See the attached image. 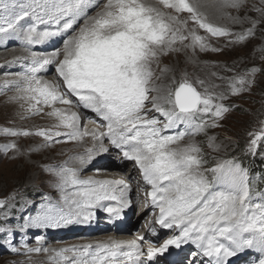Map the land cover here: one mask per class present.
I'll use <instances>...</instances> for the list:
<instances>
[{"label": "snow or ice", "instance_id": "1", "mask_svg": "<svg viewBox=\"0 0 264 264\" xmlns=\"http://www.w3.org/2000/svg\"><path fill=\"white\" fill-rule=\"evenodd\" d=\"M244 2L214 0L211 6L239 9ZM203 7L205 5L198 0H105L102 6L99 0H0V36H18L32 45L56 34L38 31L40 24L51 22L60 25L61 31H73L74 34L64 42L62 59L60 51L39 59L33 53L32 66L22 82L5 81V86L15 84L28 94L20 98L36 101L29 109L35 110L34 114L41 111L36 108L39 103L71 104L58 85L37 76L45 65L55 63L66 91L76 96L84 109L91 110L106 122V132L82 130L77 113L65 114V110L54 108L49 115L57 117L60 126L68 131L41 129L36 134L45 140L66 135L73 141L91 136L102 142L107 137L126 159L135 162L151 187L147 195L159 208L156 223L165 228H179V235L167 239L159 248L149 245V259L170 245L179 247L191 240L204 256L212 258V264H226L228 257L245 248L255 247L264 253V193L253 191L247 169L235 159L207 167L208 161L197 143L181 144L185 136H195L208 127L218 126L216 119L229 111L223 103L216 102L223 101L225 94L212 92L208 87L198 91L185 79L166 95H161V88L155 82L159 77L153 68L158 66L160 56L177 51L175 45L183 44L189 38L191 47L198 45L202 51L210 49L204 36L195 30H187L189 20L212 36L232 35L229 29L211 23L201 10ZM93 8L100 10L90 15L89 10ZM257 11L264 12V9ZM185 12L189 14L188 19L181 20L179 14ZM25 18H31L34 23L24 28L20 22ZM255 23L253 28L237 35V41L253 35ZM74 25H79L78 30ZM168 71L167 67L163 69V72ZM257 71L259 69L253 68L232 78L228 84L231 94L248 90L255 82ZM198 84L204 86L205 82L200 80ZM153 109L164 117L163 121L149 115ZM206 115L213 117L211 124L203 119ZM178 125H184L186 131L165 134L166 130ZM4 131L10 135H30L27 131ZM250 135L255 138L248 150L254 152L258 140L264 139V128ZM7 147L16 148V145ZM95 151L89 148L73 159L79 165L87 164ZM78 173L77 167H64L56 173L59 177L57 186L62 191L75 189L64 198L68 209L49 206L34 218L33 223L59 227L74 219H86L91 215L87 209L104 200L118 201L119 208H108L116 215L129 205V185L122 181L84 180ZM257 199L259 202H254ZM3 204L0 200V206ZM150 231L155 234V228ZM125 247L131 251H123ZM40 251V248L28 249L29 253ZM65 252L76 255L70 259L63 255ZM143 255L141 245L136 241H112L95 247L87 244L60 249L56 252L59 258L56 264L60 260H67L69 264H124L121 258L132 260L134 256ZM258 264H264V258Z\"/></svg>", "mask_w": 264, "mask_h": 264}, {"label": "rangeland", "instance_id": "2", "mask_svg": "<svg viewBox=\"0 0 264 264\" xmlns=\"http://www.w3.org/2000/svg\"><path fill=\"white\" fill-rule=\"evenodd\" d=\"M104 2L105 0H99L101 6ZM231 9L233 12L226 14V17H228L227 19H229L228 21L227 19L216 20L211 16L208 17V20L217 26L229 29L232 35L212 36L204 29H200L193 21L189 20L187 30H195L198 35L204 36L206 42L210 45V49L202 51L198 45L195 48L191 47L192 41L191 38H189L184 41L183 44L177 43L175 45L178 49L177 51H171L166 55L160 56L158 66L154 65L153 68L156 76L159 77L155 82L160 88L162 87L161 95H166L167 91L178 86V84L185 79L196 86L198 91H203L204 87H208L212 92H223L225 94L226 98L223 101L216 102L223 103L229 108V111L224 113L221 118L216 119V124L218 126L208 127L204 132L195 136H185L181 144H188L190 142L197 143L203 149V156L208 161L207 167H212L215 163L226 159H235L243 168L247 169L250 181L251 172H255V169H257L256 163H264V139L258 140L254 152L248 150L251 140L255 138L250 134L258 133L264 128V12L257 11V9H264V0H245L244 4L239 9ZM99 10V8H93L89 14L95 15V12ZM186 14L187 12L180 13V19H188L189 14ZM25 21L31 22V19L25 18V20L20 22L24 28L26 26ZM254 21L256 23L253 29V35L248 36L243 41H237V35L245 33L248 29L253 28ZM81 22L83 23V21ZM62 23L63 21H61V24ZM78 27L79 25L74 26L77 30ZM38 29L40 31L59 32L62 36L64 35V32L60 30V25L51 22L41 24ZM185 34H187V32ZM13 39L17 40L15 37H13ZM17 45H21L20 42H18ZM27 46L32 47V45L28 44ZM63 46L64 42H62L60 48L54 52L60 51L62 56ZM212 48L219 49V51H212ZM23 49L24 47L22 50ZM19 51L20 50H17L16 52L20 53ZM35 52L40 55H45L48 51L45 52V50H41ZM10 53L12 54L11 51ZM31 56H33V54ZM8 58L9 57L6 59ZM4 63L5 59L0 65ZM31 66L30 63H26L22 61L21 58H17L13 63H7L2 66L0 77L5 78L6 81H14L13 79L18 80L20 76H17V74H15L16 71L13 70L20 68L25 72L30 69ZM166 67L170 70L166 72L167 74L163 72V69ZM253 68L259 69L254 77L255 82L248 90L241 91L236 95L231 94L228 84L232 78L244 75ZM6 69L14 73L7 72ZM39 78L42 81H49L50 84L58 85L60 91L62 90V86L59 85V81L61 80L57 75L52 74V71H49L47 75H42ZM166 79H168V83L161 86L162 81ZM200 80L205 82L204 86L198 84ZM1 85L5 88L8 87L6 92L0 93V200L4 201V204L0 206V244L3 245L4 248L12 250V252H0V264H56L57 259H59L56 257V252L58 250L71 248L77 245L81 246L82 243H85H78L77 241L70 242L69 239L59 241L57 239L59 237H56L54 240L45 241L41 239L40 242L35 241V238H37V231L39 230L38 226L41 227L42 225L33 223L34 218L45 208L56 206V200L61 196L60 192H64L57 186L59 177L56 173L64 167H81V170L87 171L82 176V179H93L98 181H124V176L126 175H117L118 173H114L113 175L112 170L114 169L108 165H106L103 170L92 168V162L100 151L104 148L110 150L108 146L105 147V145L108 144L107 140L110 141L107 137L103 138L102 142L93 139L91 136L84 137L83 140L80 141V144L83 146H81L79 151L85 152L87 149L92 148L89 146L90 144L99 148V151L96 153L97 155L95 154L92 157L89 163L86 165H79L77 161L73 159L81 155L78 152H73L74 149H77L76 144L64 141L62 138H59L60 136H54L52 140H45L43 136L36 134L41 129L66 133L68 130L62 131L54 128V124L60 126V121L57 117L49 115V113L52 112L54 108H59L65 110V114H70L73 111L78 114L80 108L73 107L71 104H62L59 102L52 105H42L39 103L36 104V108L41 109V111L34 114L35 110L29 109L30 105L36 103V101L20 98L22 96L26 97L28 95L27 93L23 92L18 87L15 89L12 88L11 83L5 86L4 82L1 83ZM212 85L216 87L213 88L211 87ZM3 86L0 88H4ZM61 93L63 94V91H61ZM155 94L156 93H151V95ZM64 98L69 100V98L65 96ZM23 101L27 103V107L23 106ZM7 106L11 108L8 110L4 109ZM87 115L88 114H85L80 119V124L85 122L83 126L80 125L81 129L88 132H100L96 122L91 123L94 121H86L84 119ZM203 119L211 124L213 117H211V115H206ZM176 128L173 129L174 133L180 131ZM5 129L16 132L27 131L30 135H10L4 131ZM170 130L171 129L166 130L167 133L165 134H174ZM61 136L66 137V135ZM187 138H189V140ZM210 138H214V140L210 141ZM210 142L212 144L211 147H209ZM12 144H15L16 148L7 147ZM56 147L59 148L56 150ZM49 149H51V153L45 154ZM240 149H242L241 153L244 150V155L238 154ZM257 153L261 156H258ZM245 157H250V161L246 160ZM241 160L248 161V163H241ZM118 162H121V159ZM250 162H253V164L250 165ZM132 171L137 175L140 170L138 167L129 163L122 169V172L126 174H131ZM92 172H95L99 177L93 178ZM131 176L133 177V174H131ZM137 179H139V177H137ZM71 191L73 192V190L69 192L71 193ZM137 191L141 193L143 201L147 203L146 195L141 192L140 188H138ZM128 199L131 202V197H128ZM254 202H259V200L257 199ZM101 204L104 207L105 204ZM117 204L119 205V203ZM119 207L120 205L118 208ZM125 208L126 207L123 209ZM14 225H17V228L26 225L27 229H29L28 226L31 229L21 232V234L12 240L9 239V236L4 233V231L16 228ZM44 227L46 228L48 226ZM59 227H64V224ZM96 227L98 228V225H96ZM11 232L14 233V230H11ZM156 233H158V231H156ZM135 234V237L130 236L129 238L132 239V241L139 240L142 250L147 249L150 242L156 239L155 236H147L146 229L139 230V233L135 232ZM42 235L43 233L39 238L49 237L48 233L43 237ZM141 237H144L143 241L140 240ZM28 244L31 245L26 249L22 248ZM29 248H40L42 251L29 253ZM17 249H20V251L16 252ZM43 249H47V251H43ZM191 250L192 249H190V251ZM249 250H253V248H249ZM63 255L72 259L75 257L76 253L65 252ZM144 255H146V253H144ZM59 264H69V262L67 260H60ZM189 264L197 263L193 261L189 262Z\"/></svg>", "mask_w": 264, "mask_h": 264}, {"label": "bare ground", "instance_id": "3", "mask_svg": "<svg viewBox=\"0 0 264 264\" xmlns=\"http://www.w3.org/2000/svg\"><path fill=\"white\" fill-rule=\"evenodd\" d=\"M21 2H24V0H21ZM198 2L201 3L202 5H205V7H203L201 10L205 12L207 17L211 16V17H213L216 20L217 19H227L228 17H226V14L229 13V12H233V10L231 8L218 9L216 7L211 6V5H213L214 0H198ZM182 15H185V14H182ZM228 20L229 19H227V21ZM63 32H64L63 38L59 41V43L55 47L50 49L45 55H40L39 53H36L35 51H40L39 49H37V46L32 44V47H28L27 44L21 38H20V44L22 46L21 45H17L15 40L12 39L13 36H9L7 38H4V37L1 36L0 37V41H2V42L0 43V55H2V56H0V63L4 59H5V63L0 65V72L2 71V66L3 65H6L7 63H9V64L13 63L15 61V59H17V58H21L22 61L31 64V61L33 59V56H31V55L33 53L36 54V58L37 59L43 58V57H50L55 50L60 48L62 42H65V40L70 35L73 34V31H71V30H66V31H63ZM23 47H24V49L22 50ZM17 50H20L19 51L20 53H17L16 52ZM10 51L12 52V54L10 53ZM7 57H9V58L6 59ZM61 57H63V56H61ZM6 71L10 72V73H14V72H12L9 69H6ZM14 71H16L15 74H17V76H20V77L18 78V80L17 79H13V80L22 82L23 76L26 73L29 72V69L26 70L25 72H23V70H21L20 68L14 70ZM49 71H52V74L57 75L58 78L61 80V78L59 77L58 73L56 72V64L55 63L49 64V65H45L37 73V76L41 77L42 75H45V74L47 75L49 73ZM162 77H166V76H162ZM5 81H6L5 78L0 77V87L3 86V85H1V83H4ZM44 81H47V80H44ZM47 82L50 84L49 81H47ZM160 82H161V80H160ZM167 83H168V79H166L165 81H162L161 86L162 85L164 86ZM59 85L62 86L61 88L64 91V95L67 96L70 101H72L71 105H73V107L80 108L79 112H78V115H79L80 119L85 114L89 113L88 110L84 109L82 107V105L79 104L78 98L76 96H74L70 92L66 91L65 85L63 84L62 80L59 81ZM11 86L14 89L17 88V86L15 84L11 83ZM7 87L6 88L5 87L4 88H0V93L6 92L7 91ZM161 89H162V87H161ZM6 99H5V101H6ZM13 100H15V99H13ZM16 100H17V97H16ZM4 103H3V105H4ZM7 103H8V101H7ZM23 103H24L23 106H25V107L28 106L27 103H25L24 101H23ZM17 104H19V103H17ZM40 104L44 105L43 103H40ZM15 105H16V103H15ZM10 106L9 107L7 106L4 109L8 110L9 108H11ZM15 109H17V108H15ZM157 114H160V113L156 112L155 110L154 111L151 110V112L149 113L150 116H154V117H157L159 119L163 118V116L157 115ZM91 116H92V114H91ZM92 118H93V116H92ZM94 121L96 123H99L98 124V126H99L98 129L100 131H105L106 132V127H105V123L106 122H104L101 118L96 117L95 115H94ZM95 122H91V123H95ZM84 123L85 122H83L80 125L83 126ZM52 124H53V122H52ZM54 128L56 130L67 131V129H65V128L59 126V125H55V124H54ZM20 132H24V131H20ZM59 138H62L64 141H67V142H69L71 144H76L77 145L76 146L77 149H74L73 152H78L81 155H83L86 152V151L85 152L79 151L81 149V146H83L82 144H80V141L70 140L69 138H67V136L66 137L65 136H60ZM187 139L189 140V138H187ZM89 146H91L92 149L96 150L95 154L99 151V148L94 147L93 144H90ZM106 146H108L111 150H115L116 149V147L111 142H109V144L105 145V147ZM64 147H67V146H64ZM57 148H59V147H56V150H57ZM60 149H62V148H60ZM111 150H107V149H106V151L101 150L98 155L96 154L97 156H96V158H94V160L92 162V168L98 169V170H100V169L103 170L106 167V165H108V166H111L112 169L116 170V172H115L116 174L117 173L119 174V172H117L118 171L117 168H120L119 170H122L123 168H125V166H127L128 163H126V162H118L119 160H115V161L111 160L110 159L112 157V155H111L112 151ZM46 153H51V149H49L48 152H45V154ZM105 158H108L109 162L103 163V160ZM131 163H135V162L132 161ZM84 165H86V164H84ZM120 165H122V166H120ZM114 170H112V171L114 172ZM85 172H87V171L86 170H81V167H79L78 175H79V177L81 179H82V176L84 175ZM92 174H93L92 175L93 178L99 177L98 175L95 174V172H92ZM131 174H133V177L131 176ZM131 174L130 173L128 174V178H129L128 182L130 183L129 186H130V190L131 191H128L127 195H128V197H131V203H130L129 206H130V208L134 207V217H132V223H131V226H130L129 229H127L126 231H124V230H118V231L112 230V228L107 223L108 211L106 209H104V207L109 208L108 204H110L113 200H104V201H101L99 204H96L95 206H92L91 208L87 209V211L91 212V215L88 216L86 219H84L83 217L80 218L79 220L74 219L72 222H70L68 224H64V227H51V228L46 227L45 228L44 226H41V227L38 226L39 230L37 231L38 233L36 234L37 238H35V241L40 242L41 239H43L45 241H48V240H54L56 237H59V238H57L59 241H63L65 239L66 240L69 239L70 242L71 241L72 242L73 241H77L78 243L79 242H85V243H82V245L91 244V245H93L95 247L99 243H109V242H112V241L125 242V243L131 242L132 239H130L129 237L130 236H133V237L136 236L134 230L135 231L137 230L136 232H139V230H145L146 229V235L147 236H155L156 237V239H154L152 242H150L149 245H151L153 247H156V248H159L167 239L171 238L172 236L177 235L179 233V228H177L175 226L173 228H165V227H162L160 224L156 223V221L158 220L159 215H160L159 208L155 207L154 205L147 204V203H144L145 204L144 205L140 201V199L142 200L141 193L137 192V189L140 188L141 192L146 195V190L147 189H151V187L149 185H147L146 182H142L141 180L137 179V177L140 178V173H137V175H136V173L132 171ZM70 190L74 191L75 189L74 188H68L67 191L60 192L61 196H60V198H58L56 200V203H55L56 207H59V208H63L64 207L65 210L68 209V205L65 203V199L64 198H65V196L70 194V192H69ZM107 202H108V204H107ZM101 203L105 204L104 207H103V205ZM123 212H125V211H123ZM87 223L93 224V226L98 225V230L93 232V233H89V234L85 233V229L87 227ZM14 226L16 228H12L11 229V230H14V233H12L11 230H9V231L5 230L4 231V233H6L9 236V239H12V240H14V238H16L19 234H21V232L29 231L31 229L29 226H28L29 229H27L26 225H22V227L20 226V228H17L18 227L17 225H14ZM158 227L161 229V231H159L158 234H153L150 231V229L155 228V233H156V231H158ZM34 231H36V230H34ZM42 233H43L42 237L44 235H46L47 233H48L49 237L39 238V236H41ZM147 236H146V238H147ZM136 242L139 243V240H136ZM30 245L31 244H28L27 246H24L22 248L26 249ZM181 245H183V243H181ZM12 248H14V247H12ZM176 248H178V247H176ZM147 249L143 250V252L147 253ZM248 249L249 248H245L242 251L237 252L236 255L233 256V257H236V258L234 260H232L229 264L233 263L237 258L241 257L242 255H246L247 257L249 255H251L250 254L251 251L249 252ZM122 250L131 251V249H128L126 247L124 249H122ZM10 251L12 252V250L4 248L3 245L0 244V252H10ZM18 251H20V249H17L16 252H18ZM144 256L145 255L138 256V257L134 256V258L132 260H126L125 258H121V259L124 260V264H137L141 260V257H144ZM254 258H255L254 261L247 260L246 264H256V263H258V261L260 259L264 258V253H262L260 251L259 254H257V255L255 254ZM28 261H30V260H28ZM142 264H143V262H142Z\"/></svg>", "mask_w": 264, "mask_h": 264}, {"label": "trees", "instance_id": "4", "mask_svg": "<svg viewBox=\"0 0 264 264\" xmlns=\"http://www.w3.org/2000/svg\"><path fill=\"white\" fill-rule=\"evenodd\" d=\"M241 150L242 149H240L239 150V155L241 154V155H244V153H243V151H242V153H241ZM257 155L258 156H261L260 154H258L257 153ZM245 159L246 160H249L250 159V157H245ZM250 161V160H249ZM244 163V164H246V163H248V161H242L241 160V163ZM253 164V162H250V165H252ZM257 164V169H255V172H251V175H252V177H253V180H255V184H254V187H255V190H262L263 188H264V163L263 162H261V163H256ZM255 164V165H256Z\"/></svg>", "mask_w": 264, "mask_h": 264}]
</instances>
